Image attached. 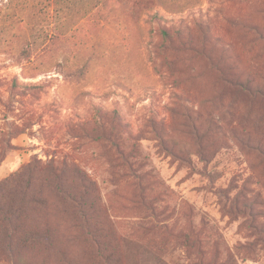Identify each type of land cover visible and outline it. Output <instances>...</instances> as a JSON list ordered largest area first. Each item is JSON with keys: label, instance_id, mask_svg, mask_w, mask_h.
<instances>
[{"label": "rangeland", "instance_id": "1", "mask_svg": "<svg viewBox=\"0 0 264 264\" xmlns=\"http://www.w3.org/2000/svg\"><path fill=\"white\" fill-rule=\"evenodd\" d=\"M34 163L0 264H264V0H0V182Z\"/></svg>", "mask_w": 264, "mask_h": 264}, {"label": "trees", "instance_id": "2", "mask_svg": "<svg viewBox=\"0 0 264 264\" xmlns=\"http://www.w3.org/2000/svg\"><path fill=\"white\" fill-rule=\"evenodd\" d=\"M37 167L36 163L23 167V174L27 176L25 179L11 178L0 182V258L13 254L14 250L17 254L35 244V241H45L44 232L32 224V221L37 219L32 217V213L43 204L39 190L33 189L32 176ZM71 170L80 175L77 166H72ZM20 176L22 174L17 175ZM62 191L69 200L75 201L77 198L72 186L63 188ZM66 208L72 213L74 206L68 205ZM77 264L83 263L78 261Z\"/></svg>", "mask_w": 264, "mask_h": 264}]
</instances>
